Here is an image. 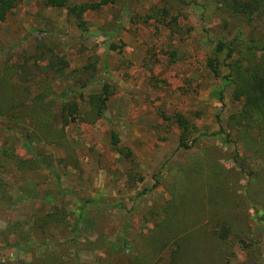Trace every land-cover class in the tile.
Segmentation results:
<instances>
[{
  "label": "rangeland",
  "instance_id": "374dc122",
  "mask_svg": "<svg viewBox=\"0 0 264 264\" xmlns=\"http://www.w3.org/2000/svg\"><path fill=\"white\" fill-rule=\"evenodd\" d=\"M207 3L212 4L211 0H113L112 5L86 14L87 31L82 32L64 10L47 7L45 0H19L0 23V84L9 67L29 58L25 86L32 96L46 82L60 94L74 83L73 72H86L88 64L93 66L88 72L91 79L79 93L98 94L104 85L111 93L102 119L64 129L68 148L32 139L34 156L24 148L34 123L25 119L14 127L0 118V149L10 147L22 159L39 158L52 172H18L5 160L9 165L0 171V179L13 201L24 182L36 185L32 193L36 201L10 206L0 198V225L26 224L29 240L47 245L0 249V263L36 264L55 258L59 264H165L168 251L154 257L152 246L144 248L154 232L151 212L170 201L171 190L182 184L178 182L185 173L195 170L197 194L188 208L192 220L200 218L196 228L205 257L201 263L264 264V223L254 210L255 205L264 208V175L249 199L248 178L240 169L243 162L246 171L264 172V162L245 161L242 146L226 141L232 131L230 117L241 106L231 99L227 82L205 71L221 37L264 43V14L256 13L247 26L230 22L227 14L214 17L210 9H203ZM168 6L179 13L171 10L161 23L155 14ZM39 47L64 56L68 67L50 69L49 53L35 64L31 58ZM62 102L55 99L51 109L57 113ZM85 110L86 104H81L80 118ZM177 113L196 128L188 150L179 148L180 132L171 120ZM60 130L58 118L53 131ZM111 134L119 140L118 149L131 153L128 160L112 145ZM52 199L66 214L65 226L37 229L29 224L32 216L45 219L50 214ZM217 220L230 229L225 241L210 235L211 222ZM70 240H76L75 247L60 246ZM16 243L14 237L0 236V248Z\"/></svg>",
  "mask_w": 264,
  "mask_h": 264
},
{
  "label": "trees",
  "instance_id": "16d2710c",
  "mask_svg": "<svg viewBox=\"0 0 264 264\" xmlns=\"http://www.w3.org/2000/svg\"><path fill=\"white\" fill-rule=\"evenodd\" d=\"M19 0H0V23L6 21L7 17L18 5ZM46 6L53 9L64 10L68 19H71L77 29L82 32L87 31V22L85 16L87 13L96 12L102 8L112 5L113 0H100L96 3H83L78 0H45ZM212 4H204L203 9H210L211 14L219 18L227 14L230 22L237 21L239 24L250 26L256 13L264 14V0H211ZM171 10L179 13V10L173 7H164L155 14L159 22L163 23L168 12ZM153 13V10H152ZM148 16V19H153ZM229 22V21H228ZM165 23V22H164ZM169 26V24H165ZM228 23L222 25L225 31ZM50 54L48 66L55 71H62L68 67V62L64 56L56 55L48 47H39L37 53L31 60H41L44 55ZM172 57L173 53L170 54ZM212 58H208L205 63V71L220 81L228 83L231 89L230 97L233 102L240 104L239 111L232 115L229 120L231 135H227L228 143H239L243 149V157L247 160H262L264 162V43L254 41H239L234 39L228 41L221 37L215 44ZM26 59L22 65L11 66L7 70L6 78L0 84V118L5 119L14 127H18L25 119L34 123L32 133L29 131L24 138V148L29 156L36 155L34 148L30 145V140L40 139L47 143H56L57 146L68 148L65 142L64 129L73 123L94 124L102 119L107 109V102L111 97L109 86L104 85L98 94L84 97L79 93L91 79L88 73L93 69L88 64L83 70L86 72H73L74 83L60 94L52 92L48 82L41 88L38 95L32 96L26 85L29 70ZM83 75V76H81ZM63 101L57 113L53 109L54 100ZM81 104H86V110L80 118ZM59 118L61 130L53 131L54 124ZM168 120V119H167ZM173 123L179 129V148L188 150L191 136L196 132L188 120L181 114H175L171 117ZM222 132V131H221ZM200 136H206L201 134ZM112 145L118 153L126 160L131 157V153L126 150L124 153L118 149L119 140L115 134H111ZM195 139H193V143ZM236 161L239 155L236 153ZM243 157H241L243 159ZM5 160H10L13 168L18 172L24 171H44L52 174L50 166L39 158L22 159L17 156L13 149L4 147L0 149V171L9 165ZM242 162V161H240ZM244 163L240 165L241 171L247 176L248 184L246 195L252 199L251 191L254 186L260 184L264 172L261 168L257 170H248L244 168ZM186 172H189L187 170ZM196 171L191 170L185 173L180 179L176 189L171 191L172 199L159 208H154L151 212V220L155 222L153 237L148 240L149 247L152 246L153 256L160 257L168 251V258L165 264H202L205 258L203 251L198 246V228L197 222L200 219L192 220L193 216L188 208L191 198L196 197ZM195 180V183H194ZM36 185L29 182L18 188L16 201L8 191V186L0 179V198L5 200L10 206H18L20 203L36 201L32 196ZM22 192V193H21ZM53 203V199H52ZM255 214L258 220L264 223V208L259 209L254 206ZM66 214L57 202L53 203L52 211L40 219L32 216L29 224L37 229H42L47 224L64 225ZM194 223V224H193ZM210 225L211 236L220 241L229 238L230 229L225 222L219 220L212 221ZM78 224V223H77ZM26 224L16 221H9L6 225H0V236H11L17 242L14 246H2L0 249H19L25 250L32 245L43 246L45 242H31L27 236ZM209 231V230H208ZM76 240L60 244V246L75 247ZM150 250V249H149ZM162 260V259H161ZM55 258H44L36 264H59ZM160 261V260H159ZM0 264H26L21 260L6 262Z\"/></svg>",
  "mask_w": 264,
  "mask_h": 264
}]
</instances>
